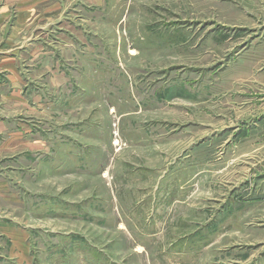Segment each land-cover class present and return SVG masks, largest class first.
<instances>
[{"label":"rangeland","instance_id":"1","mask_svg":"<svg viewBox=\"0 0 264 264\" xmlns=\"http://www.w3.org/2000/svg\"><path fill=\"white\" fill-rule=\"evenodd\" d=\"M85 1L0 162L10 263L264 264V0Z\"/></svg>","mask_w":264,"mask_h":264},{"label":"crops","instance_id":"2","mask_svg":"<svg viewBox=\"0 0 264 264\" xmlns=\"http://www.w3.org/2000/svg\"><path fill=\"white\" fill-rule=\"evenodd\" d=\"M101 1L96 0L94 4L100 5ZM71 3L67 0L64 3L61 0H0V162L13 157L18 161L14 163L19 170H22L23 161V90L29 88L30 83L44 82L45 75L49 78L47 74H51L50 82L56 78H63L62 82L69 78L66 73L65 78L61 77L56 66L58 76L54 75L52 67L41 70L47 58H53L54 52L44 49L49 44H42L40 36L47 32L52 34L54 27L59 31L76 25L75 17L67 14L70 5L76 6L74 0ZM79 21L85 22V19ZM29 28L32 31L25 35L23 31ZM74 33V30L73 33L70 31L69 35L74 37ZM12 110L19 115L13 116ZM4 175L0 172V201L4 209L10 210L13 195L10 194L9 179ZM6 218L0 214V249L8 253L6 259L2 256L3 264H11L12 255L23 262V230Z\"/></svg>","mask_w":264,"mask_h":264}]
</instances>
